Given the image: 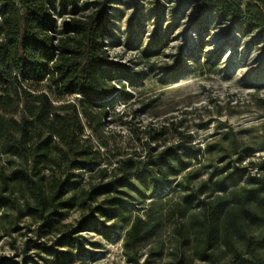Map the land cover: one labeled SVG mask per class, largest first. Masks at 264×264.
<instances>
[{"label":"trees","instance_id":"obj_1","mask_svg":"<svg viewBox=\"0 0 264 264\" xmlns=\"http://www.w3.org/2000/svg\"><path fill=\"white\" fill-rule=\"evenodd\" d=\"M114 1L0 0V237L12 248L21 240L24 258L42 249L51 259L41 260L60 264L81 232L107 237L106 223L121 224L128 264L163 254L168 264H264V158L249 162V176V143L225 131L200 146L172 118L130 123L126 143L108 127L143 80L108 53ZM144 3L160 20H188L191 53L213 34L224 49L250 40L264 50V0ZM157 42L140 51L146 75ZM183 59L158 68L162 82L181 73Z\"/></svg>","mask_w":264,"mask_h":264},{"label":"rangeland","instance_id":"obj_2","mask_svg":"<svg viewBox=\"0 0 264 264\" xmlns=\"http://www.w3.org/2000/svg\"><path fill=\"white\" fill-rule=\"evenodd\" d=\"M144 2L114 1L113 37L106 40L108 53L132 71H140L143 80L133 90L132 99L115 105L114 113L107 118L108 127L119 132L126 143L131 141L127 133L133 125L172 118L180 122L179 130L191 133L194 143L200 146L231 131L238 140L253 147L252 156L243 165L247 164L249 176L256 173L249 162L264 158V107L259 104V99H264V50L250 40L224 49L222 37L213 34L204 39L201 52L191 53L197 38L191 33L188 20L172 24L169 15L160 20L145 8ZM157 39L163 47L151 58L154 72L146 75L149 68L140 51L157 45ZM181 56L184 58L181 73L174 80L162 82L164 76L158 68L175 63ZM207 58L213 66L205 62ZM201 169L202 177L206 178ZM87 172L75 174L79 183L84 182ZM77 219L78 213L69 211L66 221L75 223ZM105 226L109 227L107 237L103 232H81L75 237L68 257L60 264H128L123 256L125 227L121 224L113 227L111 223ZM167 234H163L166 245ZM153 245L151 240L141 247L144 254L141 263ZM21 251V240L12 248L8 238L0 237V264H47L41 257L51 259L42 249L29 250L26 258ZM148 259L149 264L169 263L167 254L149 255Z\"/></svg>","mask_w":264,"mask_h":264}]
</instances>
